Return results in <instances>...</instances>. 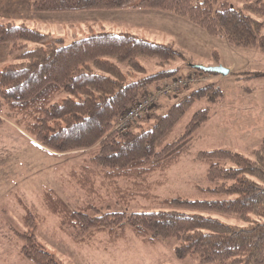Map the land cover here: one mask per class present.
<instances>
[{
	"label": "trees",
	"instance_id": "16d2710c",
	"mask_svg": "<svg viewBox=\"0 0 264 264\" xmlns=\"http://www.w3.org/2000/svg\"><path fill=\"white\" fill-rule=\"evenodd\" d=\"M25 1L31 4L33 12L44 14L126 7L170 12L188 19L210 36L226 37L238 48L258 46L264 52V22L226 6L215 11V2L211 0ZM252 2L253 7L247 5L248 12L264 18V0ZM2 20L0 17V46L8 48L12 60L20 55L19 63L0 71V127L11 122L42 149L60 156L93 149L89 174L100 173L106 186L126 203L138 197L157 198L158 205L166 209L128 215L100 214L90 207L96 211L92 217L71 210L54 190L45 189L46 209L64 222L67 220L69 227L76 230V242L106 234L113 246L126 240L131 232L149 246L175 241L179 260L193 257L200 264H264V138L252 152L256 160L231 150L196 154L194 160L206 166L205 180L210 185L208 189H199L206 197L204 200L177 196L161 201L149 190L154 175L166 174L190 155L195 135L211 120L210 108L196 112L178 140L170 139L196 103L205 99L215 106L222 102L224 92L220 88H199L169 107L166 114L151 115L147 129H141L140 122L129 133L116 132L125 112L151 86L178 71L147 76L140 58L168 64L180 58L172 47L128 32L106 31L68 44L64 39L51 43L47 42L48 34L26 24L17 26ZM30 44L39 47L28 50ZM120 65L128 68L127 75ZM134 74L142 78L132 81ZM62 95L66 98L60 100ZM89 180L85 178L86 183ZM121 184L126 187L121 188ZM29 215L28 211L24 222L32 228ZM220 218L239 220L245 226L231 225ZM88 231L90 235L79 241ZM17 236L24 243L21 255L27 262L57 264L52 254L31 240L33 235Z\"/></svg>",
	"mask_w": 264,
	"mask_h": 264
},
{
	"label": "rangeland",
	"instance_id": "374dc122",
	"mask_svg": "<svg viewBox=\"0 0 264 264\" xmlns=\"http://www.w3.org/2000/svg\"><path fill=\"white\" fill-rule=\"evenodd\" d=\"M211 1L215 2V11L226 6L264 22L263 17L253 15L251 10L248 12L247 5L253 7L252 1L255 0ZM6 4L0 14L2 22L17 26L26 24L31 29L50 35L47 42L64 39L68 44L87 38L91 33L128 32L172 47L180 55L173 62L161 65L156 60L140 58L141 65L148 71L147 76L162 71H178L171 78L151 86L136 102L148 100L152 106L134 124L131 123L132 128L125 133L134 130L140 122H143L141 129L149 128L151 118H148L151 115L166 114L169 107L201 87L215 85L224 92L223 102L215 106L205 99L196 103L176 128L170 142L181 137L196 112L211 109V120L195 135L190 155L166 174H156L150 179L149 184L153 187L149 190L158 200L165 201L177 196L198 200L206 198L199 189L210 187L205 180L207 168L194 160L199 152L231 150L256 160L252 152L259 148L264 138V52L258 46L238 48L229 43L226 37L210 36L188 19L170 12L126 7L114 11L44 14L33 12L31 5L23 0H9ZM26 8L29 11L27 14L23 12ZM38 47L30 44L28 50ZM19 55L13 56L15 60L9 57L10 61L0 65V71L19 63ZM192 66H221L231 72L226 77L214 76ZM120 68L127 75L128 68L125 65H120ZM134 77L132 81L142 78L135 74ZM64 98L66 96L62 95L60 100ZM242 102L251 106L252 113L248 117L242 115L236 121V116L231 113H242L238 107ZM94 151L89 149L66 156L56 155L42 149L35 139L11 122L0 127V264H31L21 255L24 243L18 240L17 234L33 235L31 240L52 254L57 264H200L193 257L177 259V244L173 240L149 246L131 232H128L126 240L113 246L109 244L106 234H98L90 241L83 239L86 240L83 243L76 242V230L69 227L71 225L67 220L64 222L63 218L53 216L46 209L43 203L45 189L54 190L71 210L83 211L92 217L96 211L90 207L100 214L120 212L130 215L166 210L158 205L157 198L148 200L138 197L126 203L117 196L116 191L106 186L100 173L89 174L87 169H92ZM86 177L90 178L88 183ZM124 187L126 185L121 184V188ZM28 211L32 228L24 222ZM220 219L231 225L245 226L239 220ZM89 235L88 231L80 236L79 241Z\"/></svg>",
	"mask_w": 264,
	"mask_h": 264
},
{
	"label": "built area",
	"instance_id": "2783aa9c",
	"mask_svg": "<svg viewBox=\"0 0 264 264\" xmlns=\"http://www.w3.org/2000/svg\"><path fill=\"white\" fill-rule=\"evenodd\" d=\"M145 102L135 103L134 106L125 112L123 115L122 120L120 123L116 126L115 131L125 133L126 131L130 130L132 128V124L136 120H138L142 115L146 114L151 106L152 103L148 100H144Z\"/></svg>",
	"mask_w": 264,
	"mask_h": 264
},
{
	"label": "crops",
	"instance_id": "0c3cea01",
	"mask_svg": "<svg viewBox=\"0 0 264 264\" xmlns=\"http://www.w3.org/2000/svg\"><path fill=\"white\" fill-rule=\"evenodd\" d=\"M8 1L9 0H7V1L0 0V2H1L0 3V14H1L2 9L5 7V5H7L6 3ZM23 1L29 3L28 1H25V0H23ZM28 8L24 9L23 12H25L27 14L29 12L28 11ZM1 19H2V17H1ZM6 61H9V50L5 46H0V65H3ZM230 72H231V70H230ZM238 107L240 108V110H241L242 113H240V112L239 113H235V112L234 113H231L233 116H236V121L239 119V117H242V115H245V117H248L252 113L251 106L247 102H242V103L238 104ZM258 113H260V109H259V112ZM262 116L263 115H261V117ZM244 119H247V118H244ZM242 139H245V138L242 137ZM242 142H244V141H242ZM244 143H246V142H244Z\"/></svg>",
	"mask_w": 264,
	"mask_h": 264
},
{
	"label": "water",
	"instance_id": "95a60500",
	"mask_svg": "<svg viewBox=\"0 0 264 264\" xmlns=\"http://www.w3.org/2000/svg\"><path fill=\"white\" fill-rule=\"evenodd\" d=\"M192 68L199 70V71L206 72V73L218 74V75H222L225 77L228 76L230 73V70L224 69L221 66L211 67V68H207V67H203V66H192Z\"/></svg>",
	"mask_w": 264,
	"mask_h": 264
}]
</instances>
